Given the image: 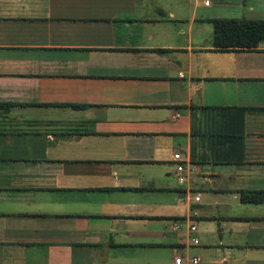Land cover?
Wrapping results in <instances>:
<instances>
[{"label": "crops", "instance_id": "0c3cea01", "mask_svg": "<svg viewBox=\"0 0 264 264\" xmlns=\"http://www.w3.org/2000/svg\"><path fill=\"white\" fill-rule=\"evenodd\" d=\"M214 19L264 0H0V264H264V39Z\"/></svg>", "mask_w": 264, "mask_h": 264}, {"label": "trees", "instance_id": "16d2710c", "mask_svg": "<svg viewBox=\"0 0 264 264\" xmlns=\"http://www.w3.org/2000/svg\"><path fill=\"white\" fill-rule=\"evenodd\" d=\"M213 27V44L216 50H238V49H252L257 40L264 39V20H236V19H214L211 20ZM190 117H193L195 111H200L205 114H214L213 122H216V118L222 119L223 115L230 113L233 110L236 112H244V108L233 107H189ZM212 115L210 117H212ZM218 124L222 125L221 122ZM193 126V124L191 125ZM219 128V126H218ZM224 127L219 130L223 131ZM191 135L193 136V130L191 129ZM238 134L232 132V134ZM221 135V134H220Z\"/></svg>", "mask_w": 264, "mask_h": 264}, {"label": "built area", "instance_id": "2783aa9c", "mask_svg": "<svg viewBox=\"0 0 264 264\" xmlns=\"http://www.w3.org/2000/svg\"><path fill=\"white\" fill-rule=\"evenodd\" d=\"M204 4H207V0H204ZM172 159L175 161V164H174V171L175 173L178 175V180L181 181L182 180V177L180 176V174L182 173V171L184 170V164L182 163V158L180 156L179 153H173L172 155ZM195 199H197V197H195ZM178 225L174 224L173 225V228L176 229ZM188 232H193L195 231L196 229V225L194 222H190L188 224ZM191 242L192 243H196L197 242V239L195 237H192L190 238ZM186 260L191 263V264H194L197 262V257H191V258H186ZM182 261V259L180 257H175L173 259V263L174 264H179L180 262Z\"/></svg>", "mask_w": 264, "mask_h": 264}]
</instances>
